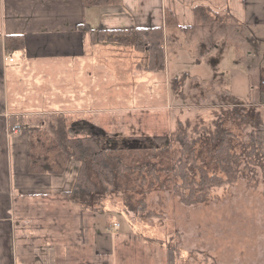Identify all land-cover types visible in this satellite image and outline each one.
Listing matches in <instances>:
<instances>
[{
	"label": "trees",
	"instance_id": "16d2710c",
	"mask_svg": "<svg viewBox=\"0 0 264 264\" xmlns=\"http://www.w3.org/2000/svg\"><path fill=\"white\" fill-rule=\"evenodd\" d=\"M82 2L84 6H102L121 4L122 0ZM195 10L196 21L193 27H183L187 31L195 30V27L212 26L213 20H218L216 22L220 32L228 31L230 19L225 15L212 17L203 4L197 5ZM165 11L164 24L168 32L166 36L163 26H149L104 28L98 31L97 39L105 43L129 46L138 51L146 50L148 56L144 69L162 71L166 69V38L168 41L170 38V43H173L176 38L172 35L182 27L178 26L173 12ZM227 12L229 13L228 10ZM233 20L231 16V21ZM24 42L23 35H7L4 42L7 53L24 49ZM205 45L202 44L201 47L203 53L206 52ZM184 77L194 82L192 87L203 85L197 82V76L192 77L186 73L174 77L172 85L175 87L178 83L182 84V81H186ZM211 85L215 84L212 82L204 86L210 88ZM224 90L222 93L232 100L231 103L227 102L232 105L229 112H235L241 123L253 125L247 136L248 140L243 142L244 149L250 161L257 162L264 170V112L260 107L248 108L245 104H240L241 101L236 96L227 89ZM237 103L242 106H236ZM49 114L48 121L42 119L39 125L32 126L28 132V171L33 174L62 175L71 161L78 162L79 167L70 190H64L60 194L36 193L16 196L14 211L18 224L14 236L20 249L19 259L22 264H34L32 248L41 242L54 245L57 264H158L159 258L160 264H165L166 243H162L158 238L143 235L137 230L125 232L116 227L114 252H97L94 246L95 214L106 213L107 224L112 227L116 223L113 219L114 212L125 214L128 218L133 212L137 216H144L147 203L143 195L153 190L157 184H163L161 173L167 174V179L175 180L171 191L178 196L181 203L193 205L202 203L216 191L235 184L244 168L250 169L248 165L241 167L243 155L234 150V140H239V137L230 126L225 125L228 123L226 119H207L199 116L193 122L191 119L180 118L173 128L165 132L167 142L157 145L138 139L141 136L146 138L149 134L151 125L146 122L142 124L130 119L123 124L124 127L115 128L111 124H105L102 114L97 112L87 113V116L67 112ZM82 120H94L92 123L95 125L91 123L90 126L96 131L90 127L86 131L76 127L78 121ZM9 121L12 129L16 124L26 122L27 117L13 115ZM125 131H135L137 134H128L129 138L126 136L122 140H116L119 135L123 136ZM107 132L117 134V137L114 139L111 136L112 139L105 141L104 135ZM154 133L159 134L158 131ZM200 150L207 151L212 164H216L219 171H210L200 163ZM135 195L141 197L135 200ZM24 211L43 214V226L37 222L39 220H27ZM145 215L151 218L155 213L149 210ZM48 217L50 228H45ZM173 250L176 257L181 256L180 249ZM158 251L159 258L156 256ZM207 258L205 259L208 260Z\"/></svg>",
	"mask_w": 264,
	"mask_h": 264
},
{
	"label": "crops",
	"instance_id": "0c3cea01",
	"mask_svg": "<svg viewBox=\"0 0 264 264\" xmlns=\"http://www.w3.org/2000/svg\"><path fill=\"white\" fill-rule=\"evenodd\" d=\"M200 4L206 6L212 17L225 15L231 20L232 16L235 22L233 29L229 26L228 31L220 32L218 20H213L212 26L195 27L192 31L183 28L193 27L196 21L195 8ZM165 10L173 12L178 26H182L172 35L176 38L173 43H170V38L169 41L166 38L165 55L168 51L181 50L184 42L192 41L188 51L197 59L208 61L213 72L210 81L201 80L197 74L193 76H197V82L208 85L213 82L216 86V72L219 71L225 46L233 44L243 48L247 56L240 59L238 54L233 59L237 62L234 71L240 73V78L241 75L245 78L248 74L243 70L252 61L257 71L250 83L256 88L249 100L241 101L259 106L264 112V91L260 85L264 78V0H122L121 4L102 6H84L82 0H0V264H22L14 236L18 224L14 211L16 196L60 194L70 190L79 167L78 162L71 161L62 175L33 174L28 171L30 128L39 125L42 119L38 116L42 114L79 113L83 110L101 112V105L96 103H101L103 93L101 64L104 48L118 50L115 55L118 58L130 56L132 60L141 59L138 60L142 62L141 65L143 61L146 62L148 55L145 57L144 51L142 55H135L132 47L98 40V31L104 28L163 26L166 36ZM236 28L241 29L245 36L236 39ZM14 33L23 35L26 46L7 53L4 44L6 36ZM228 37L233 41L228 40ZM223 39L227 43L225 41L221 46ZM204 40L206 43H203ZM215 40L219 43H215ZM236 41L241 42V45ZM168 44L172 50H168ZM202 44H206L205 53L201 50ZM7 55L12 56L13 61ZM136 60L131 66L133 71L144 70L150 75V72L165 74L167 70V60L166 69L158 72L145 70L144 65L140 67ZM256 90L259 95L254 93ZM56 91L63 96L57 99L53 93ZM71 93H78L77 97L72 98L74 101L70 100ZM87 99L89 105H85ZM80 100H84L83 106ZM58 106H61L60 109ZM13 115L27 117L26 122L19 123L22 127L19 133H11L9 119ZM90 128L95 129L92 126ZM117 216L113 219L119 223L120 229L122 225L116 219ZM106 218V213L98 212L93 219L94 246L99 253H113L115 249L117 228L109 226ZM53 246L50 242L35 244L32 248L34 264H57Z\"/></svg>",
	"mask_w": 264,
	"mask_h": 264
},
{
	"label": "rangeland",
	"instance_id": "374dc122",
	"mask_svg": "<svg viewBox=\"0 0 264 264\" xmlns=\"http://www.w3.org/2000/svg\"><path fill=\"white\" fill-rule=\"evenodd\" d=\"M230 22L232 24L229 23V26L233 29L235 22L231 20ZM242 33L241 29L236 28L235 38L241 37ZM225 39L220 42L221 46L226 41ZM230 39L232 40L228 37V40ZM214 42L219 43L217 40ZM236 43L241 45V42L236 41ZM192 44V41L184 42L181 50L168 51L165 74L163 72H158V74L150 72V75H147L144 70L133 71L131 66L136 58L133 60L130 56L118 58L115 56L118 50L104 48L101 64L103 93L101 103H96L101 105L102 111L97 113L102 114L101 117L105 124H111L115 128L124 127L123 124L130 119L142 124L149 123L148 125L151 126H149L148 138L141 136L138 139L157 145L167 142L165 132L173 128L180 118L191 119L193 122L199 116L207 119H226L228 123L225 125L230 126L239 137V140H234V150L243 155L241 167L244 168L245 165H248L250 169L245 170L244 168L241 177L235 184L222 188L212 194L208 200L193 205L181 203L178 196L171 191L175 180L173 178L167 179L168 175L161 173L160 179H162L163 184H157L153 190L143 195L147 203L144 216H137L134 212L129 218L125 214L119 215L120 213L116 212L114 215H118L116 219L121 221L120 230L125 232L137 230L143 235L158 238L162 243H166L167 250L164 256L167 260L165 264H264V170L257 162L250 161L243 144L245 139L248 140L247 136L253 129V125L241 123L235 112H229L232 105L227 102L231 103L232 100L222 93L225 91L224 89H229L239 101L249 100L251 92L253 93V89L256 88L250 84L251 80L254 79L255 71H257L253 68L255 62L252 61L248 67L245 66L243 71L248 75L245 74V78H242L243 75H241L240 78V73L236 72L237 70L234 71L237 68V62L235 63L233 59L237 58L238 54L241 56L240 59L247 54H244L243 48L227 44L222 62L218 66L219 71L216 72L218 73L216 86L211 85L208 88L199 82L203 85L199 84L192 87L194 82L184 77L186 81H182V84L178 83L174 87L171 82L172 78L179 77L180 74L186 72L192 77L197 74L203 81H210L213 75L211 64L208 61H201L188 51ZM170 48L172 47L168 44V50L173 49ZM134 51L136 52L135 55L143 54V50L135 49ZM147 52L144 51L145 57L148 55ZM259 55L263 57V54L259 53ZM138 60L141 59L136 61ZM138 62L139 66L142 67V62ZM241 65L244 63L241 62ZM247 68H250L251 71L248 72ZM225 71L227 74L224 73ZM143 72L146 74L144 75ZM249 75L251 76L249 77ZM206 85L208 84L206 83ZM257 91L254 93L259 95ZM53 93L57 99L63 96L58 91ZM74 96L77 97L78 93H71V101H74L72 99ZM242 101L240 104H245L248 108L256 106ZM83 102L84 100H80V105L83 106ZM87 103H89V99L85 105H89ZM236 106L242 105L237 103ZM58 107L60 109L61 106ZM90 112L83 110L79 113L87 116L86 114ZM49 116L48 113L38 117L46 120ZM113 121L117 123L114 124ZM92 122L78 121L76 127L86 131ZM104 123L102 122V124ZM155 131H158L159 134L156 135ZM128 134L135 136L137 132L125 131L124 134L122 133L123 136L119 135L118 137L117 134L107 132L104 135V140H110L112 137L114 139L117 137L116 140H122ZM176 154L179 153L176 152ZM199 156L200 163L207 166L210 171H219L216 164H212L207 151L200 150ZM139 197L141 196L135 195V200ZM149 210L153 211L155 216L151 218L146 216L145 214ZM24 215L29 221L39 220L37 221L39 224H44L41 220L43 214L24 211ZM49 220L48 217L45 228L49 227ZM172 247L181 250L180 257L174 255L175 252ZM158 255H160L159 251L156 256ZM160 263L161 259L159 258L158 264Z\"/></svg>",
	"mask_w": 264,
	"mask_h": 264
},
{
	"label": "built area",
	"instance_id": "2783aa9c",
	"mask_svg": "<svg viewBox=\"0 0 264 264\" xmlns=\"http://www.w3.org/2000/svg\"><path fill=\"white\" fill-rule=\"evenodd\" d=\"M8 56V55H7ZM7 58V57H6ZM8 59L10 60V61H13V57L12 56H8ZM260 85H262V89H263V91H264V78H262V81H261V84ZM21 129H22V127H21V125L20 124H16L15 126H13L12 127V129H11V133H16V132H18L19 133V131H21ZM114 228L115 227H119V223H115L114 224V226H113Z\"/></svg>",
	"mask_w": 264,
	"mask_h": 264
}]
</instances>
